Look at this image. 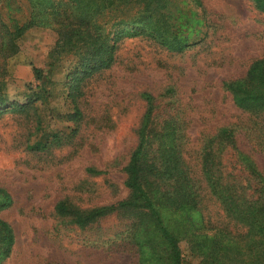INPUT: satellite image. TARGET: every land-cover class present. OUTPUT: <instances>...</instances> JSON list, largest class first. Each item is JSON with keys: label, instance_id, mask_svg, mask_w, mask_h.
<instances>
[{"label": "rangeland", "instance_id": "obj_1", "mask_svg": "<svg viewBox=\"0 0 264 264\" xmlns=\"http://www.w3.org/2000/svg\"><path fill=\"white\" fill-rule=\"evenodd\" d=\"M13 1L40 20L17 40L16 55L0 58L6 98L0 113V201L3 195L10 199L0 219L15 238L2 264H139L131 217L112 212L81 228L55 208L65 202L71 211L87 213L127 198L124 169L147 113L144 146L154 165L152 191L171 193L174 188L159 167L161 151L173 150L182 171L201 190L204 224L226 227L202 179L201 162L213 149L226 173L253 178L244 170L241 153L264 179V113L239 109L224 86L264 60V13L250 0H169L174 5L166 16L175 26L167 40L175 35L188 45L177 53L158 39L133 35L138 26L131 23L105 25L107 11H94L95 1L89 6L84 0ZM65 10L98 19L107 40L124 30L130 33L117 42L110 67L85 78L78 90L72 87L81 75L80 59L66 55L51 65L48 57L61 28L54 17ZM0 35L1 43V29ZM33 68L40 71L39 80ZM222 128L231 130L235 141L228 153L217 151ZM196 217L193 232L216 233L201 227ZM228 229L238 231L232 223ZM180 248L185 261L198 263L187 244Z\"/></svg>", "mask_w": 264, "mask_h": 264}, {"label": "trees", "instance_id": "obj_2", "mask_svg": "<svg viewBox=\"0 0 264 264\" xmlns=\"http://www.w3.org/2000/svg\"><path fill=\"white\" fill-rule=\"evenodd\" d=\"M0 29L5 40L0 43V58H9L19 52L17 40L40 20L34 13L25 14L24 7L13 0H0ZM12 3V7L10 4ZM89 6L95 1L94 11H107L105 25L120 28L131 23L138 26L133 35H146L161 41L168 49L181 53L188 48L185 40L172 41L167 38L173 33L170 29L169 0H84ZM255 8L264 13V0H250ZM81 17V16H80ZM54 20L58 22V38L51 51V65L66 55L80 59V77L74 80L72 89L78 90L82 81L93 73L108 69L113 63L116 44L129 31L114 34L109 40L98 19L90 20L67 15V10L57 12ZM144 25L145 28H140ZM125 27H123L124 29ZM149 30V32L147 31ZM171 34V35H170ZM158 35V37L156 36ZM172 37V36H171ZM0 38L2 36L0 35ZM158 39V40H157ZM33 75L39 80L41 73L33 68ZM233 103L242 111L255 114L264 113V60L253 62L243 79L224 84ZM4 72H0V113L5 104ZM75 117H79L77 112ZM149 113L145 115L143 128L139 131V143L132 151L125 166L124 187L128 191L126 199L109 207H100L87 213L71 211L65 202L56 205L61 216H72V223L86 227L112 212H122L133 219L131 235L133 244L139 252V264H192L185 261L181 243L199 261L196 264H264V179L249 159L244 158V170L251 171L253 178L226 173L223 158H213V149L202 158L201 175L210 196L221 207L225 219L238 229L234 232L226 227L215 228L203 221L200 204L201 197L197 181L180 168L179 155L173 150H162L163 164L159 165L164 181L174 185L171 193L152 191L149 176L153 172L145 151V134ZM233 133L222 128L218 136L217 151L228 153L235 149ZM171 149V148H170ZM225 169V170H224ZM235 169V168H231ZM10 199L3 195L0 210L9 206ZM199 216L201 227L215 230L212 235L192 231V222ZM191 227V228H190ZM12 228L0 219V264L6 260L14 246Z\"/></svg>", "mask_w": 264, "mask_h": 264}]
</instances>
